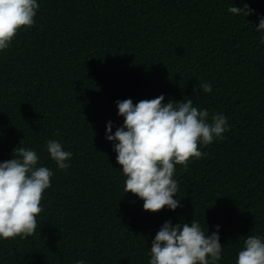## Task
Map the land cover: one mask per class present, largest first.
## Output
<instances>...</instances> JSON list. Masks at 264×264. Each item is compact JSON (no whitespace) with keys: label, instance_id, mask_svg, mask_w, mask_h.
Wrapping results in <instances>:
<instances>
[{"label":"trees","instance_id":"16d2710c","mask_svg":"<svg viewBox=\"0 0 264 264\" xmlns=\"http://www.w3.org/2000/svg\"><path fill=\"white\" fill-rule=\"evenodd\" d=\"M227 11L241 0H38L32 27L0 52V162L34 149L53 171L31 235L0 240V264H148L165 221L219 225L222 259L235 264L248 235L264 236V46L257 16ZM210 83L211 93L198 90ZM197 89V91H194ZM163 94L223 113V139L176 165L180 207L145 212L124 193L108 121L116 101ZM57 139L72 157L58 170L45 151Z\"/></svg>","mask_w":264,"mask_h":264},{"label":"clouds","instance_id":"9594fccd","mask_svg":"<svg viewBox=\"0 0 264 264\" xmlns=\"http://www.w3.org/2000/svg\"><path fill=\"white\" fill-rule=\"evenodd\" d=\"M242 7L234 4L227 11L238 17L254 14L244 0ZM38 0H0V52L9 49L21 29L34 24ZM256 31L264 32V16H257ZM264 46V35L259 37ZM198 90L212 92L210 83H198ZM197 91V89H194ZM165 100L163 94L140 100L116 101L122 126L113 133L111 121L106 123L105 139L112 143L116 163L125 177L124 193H132L143 201L145 212L157 213L180 207L176 198L178 182L174 178L176 165L187 168L190 159L206 153L198 149L214 140L223 139L229 125L223 113L210 117L206 109L193 106L192 99L180 102ZM49 158L58 170H67L72 157L57 139L45 146ZM12 158L0 162V240L31 235L37 227L36 217L43 211L40 202L51 185L53 171L39 165L34 149L17 147ZM211 235L194 219L189 223L165 221L151 241L148 264H218L222 259L219 242L220 226ZM76 264H85L77 260ZM235 264H264V236L248 235L238 251Z\"/></svg>","mask_w":264,"mask_h":264}]
</instances>
